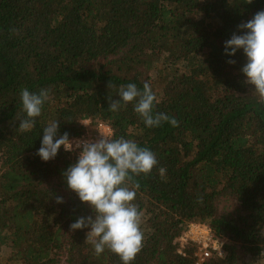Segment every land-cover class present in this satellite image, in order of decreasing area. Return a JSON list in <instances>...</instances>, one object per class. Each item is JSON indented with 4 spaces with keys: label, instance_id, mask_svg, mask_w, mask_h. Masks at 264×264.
I'll list each match as a JSON object with an SVG mask.
<instances>
[{
    "label": "trees",
    "instance_id": "obj_1",
    "mask_svg": "<svg viewBox=\"0 0 264 264\" xmlns=\"http://www.w3.org/2000/svg\"><path fill=\"white\" fill-rule=\"evenodd\" d=\"M261 10L264 0H0V251L9 249L8 261L123 264L108 249L97 255L88 229L69 227L94 215L62 175L78 152L61 149L46 163L35 155L42 129L58 120L70 138L102 123L110 139L156 154L152 172L131 182L144 240L130 264H196V246L180 251L178 242L190 225L224 240L223 255L203 264H264V102L244 82L242 52L233 65L223 55L237 25ZM128 83L150 84L154 111L177 126L146 127L132 104L110 111ZM25 88L49 91L27 132L18 128Z\"/></svg>",
    "mask_w": 264,
    "mask_h": 264
},
{
    "label": "clouds",
    "instance_id": "obj_2",
    "mask_svg": "<svg viewBox=\"0 0 264 264\" xmlns=\"http://www.w3.org/2000/svg\"><path fill=\"white\" fill-rule=\"evenodd\" d=\"M237 52H242L246 61L240 69L244 82L251 85L264 102V10L237 25L236 32L224 41L223 55L228 58L229 65L235 64L232 58ZM48 99L47 89L38 92L22 89L20 100L24 117L19 119L18 128L31 131ZM157 103L150 84L145 83L141 90L135 83H128L120 89L118 99L111 101L109 110L118 112L132 104L146 127H159L164 122L177 126L175 118L154 111ZM42 132L41 144L35 153L41 162L54 160L61 149L78 152L76 162L62 175L67 188L94 215L76 218L70 229H88L87 235L97 255L108 249L118 255L123 264H130L144 240L142 214L134 203L137 186L131 182L135 176L152 172L158 165L156 154L123 137H100L95 141L70 138L67 132L60 134L58 120L48 121ZM158 171L164 176L167 170L160 167ZM55 202L63 204V197L57 196Z\"/></svg>",
    "mask_w": 264,
    "mask_h": 264
},
{
    "label": "built area",
    "instance_id": "obj_3",
    "mask_svg": "<svg viewBox=\"0 0 264 264\" xmlns=\"http://www.w3.org/2000/svg\"><path fill=\"white\" fill-rule=\"evenodd\" d=\"M85 127L89 126L88 121H84ZM112 131L109 126L99 124L94 133L90 136L85 135L77 139H86L95 141L100 137L111 138ZM64 151V150H63ZM65 152V151H64ZM77 152V151H73ZM69 153V152H66ZM180 251L188 244H194L197 248L195 257L196 264H203L211 255L221 257L223 255L224 240L216 239L212 235L211 230L204 225H190L187 232L179 238Z\"/></svg>",
    "mask_w": 264,
    "mask_h": 264
},
{
    "label": "rangeland",
    "instance_id": "obj_4",
    "mask_svg": "<svg viewBox=\"0 0 264 264\" xmlns=\"http://www.w3.org/2000/svg\"><path fill=\"white\" fill-rule=\"evenodd\" d=\"M90 128L88 127V130ZM94 133V132H93ZM90 130L87 134H90V136L93 134ZM86 134V135H87ZM1 163V162H0ZM9 258V249L8 248H2L0 251V264H12L8 261Z\"/></svg>",
    "mask_w": 264,
    "mask_h": 264
},
{
    "label": "bare ground",
    "instance_id": "obj_5",
    "mask_svg": "<svg viewBox=\"0 0 264 264\" xmlns=\"http://www.w3.org/2000/svg\"><path fill=\"white\" fill-rule=\"evenodd\" d=\"M100 124H102V123H100ZM99 125V124H98Z\"/></svg>",
    "mask_w": 264,
    "mask_h": 264
}]
</instances>
